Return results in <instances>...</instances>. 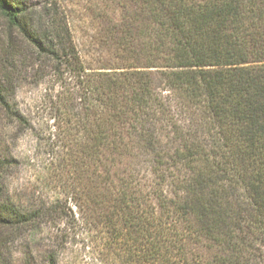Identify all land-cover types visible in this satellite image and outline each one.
<instances>
[{
  "label": "trees",
  "instance_id": "1",
  "mask_svg": "<svg viewBox=\"0 0 264 264\" xmlns=\"http://www.w3.org/2000/svg\"><path fill=\"white\" fill-rule=\"evenodd\" d=\"M84 9L92 64L59 0H0V111L32 127L9 96L29 77L47 84V134L78 209L13 201L16 161L0 158V264L42 226L44 264L80 236L103 264H264V0Z\"/></svg>",
  "mask_w": 264,
  "mask_h": 264
},
{
  "label": "rangeland",
  "instance_id": "2",
  "mask_svg": "<svg viewBox=\"0 0 264 264\" xmlns=\"http://www.w3.org/2000/svg\"><path fill=\"white\" fill-rule=\"evenodd\" d=\"M59 1L68 12L76 35L84 44L85 53L89 55H86V61L92 64L94 60L91 57L97 58L99 46L88 44L96 25L84 9L87 0ZM33 3L41 4L43 0H33ZM46 86V83H37L29 77L17 82L15 93L13 90L9 96L11 105L22 112L32 127L21 128L9 114L0 111V158L16 161L8 171L6 185L13 201L21 200L28 204L32 198L39 203L61 199L77 213L72 189L68 187L70 183L66 177L64 180L61 178V165L55 161V140H49L47 134L49 116L41 106ZM50 233V227L42 226L17 238L10 247V252L14 253V263L19 264L31 253L37 264H44L43 257ZM82 238L85 237L80 236L77 245H70L61 253L59 264H103L89 249H84Z\"/></svg>",
  "mask_w": 264,
  "mask_h": 264
}]
</instances>
